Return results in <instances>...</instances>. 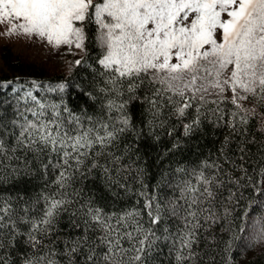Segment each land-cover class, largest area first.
I'll return each mask as SVG.
<instances>
[{"label": "snow or ice", "instance_id": "6c2138e0", "mask_svg": "<svg viewBox=\"0 0 264 264\" xmlns=\"http://www.w3.org/2000/svg\"><path fill=\"white\" fill-rule=\"evenodd\" d=\"M0 35L35 37L57 50L66 46L70 55L79 50L86 56L88 43L94 42L104 99L101 114L91 116L42 101L28 90L16 97L17 118L8 123L0 118V185L8 176L23 180L32 163L45 177L35 198L5 194L0 187V264H157L164 249L174 264H196L198 229L202 220L215 222L214 205L225 184L223 165L208 160L180 165L149 192L142 182L144 170L134 168V161L124 163L131 161V146L119 153L114 149L128 134L137 139L143 134L131 109L141 99L140 89L150 93L143 97L152 116L150 131L164 126L165 109L180 122L185 137L205 120L222 122L233 133L256 120L264 130V0H0ZM85 63L75 59L68 67ZM65 87L60 83L48 91ZM5 103L0 100V107ZM229 140L226 136L219 151L235 165L225 154ZM179 146L177 141L169 151ZM239 152L243 161V144ZM12 160H23V167L4 163ZM236 168L247 174L243 164ZM93 169L128 193L132 189L120 177L127 174L126 180L135 171L141 181L136 195L143 204L137 199L131 207L106 211L89 199L73 209L79 197L73 185ZM51 174L55 179L49 182ZM242 178L227 182L239 185ZM164 189L172 194L162 195ZM253 190L264 195V179ZM252 205L264 209V199ZM70 209L71 227L79 233L61 242L51 239ZM174 221H179L175 228ZM258 243L264 244V216L254 220L245 246Z\"/></svg>", "mask_w": 264, "mask_h": 264}, {"label": "trees", "instance_id": "16d2710c", "mask_svg": "<svg viewBox=\"0 0 264 264\" xmlns=\"http://www.w3.org/2000/svg\"><path fill=\"white\" fill-rule=\"evenodd\" d=\"M88 31L90 36L95 33L94 28H90ZM87 48V55L82 53L79 57L87 63L82 66H73L66 72L45 74L44 71L37 70L32 74L20 76L0 73V100L7 101L0 107V118L5 123L16 119V97L28 90H32L33 95L42 101L66 105L78 114L99 116L104 103L103 94L99 92L103 78L98 75L99 66L96 64L99 49L91 41ZM8 81L11 83H6ZM32 81H36L39 87L33 86ZM60 83L66 84L63 92L48 91L49 86L56 87ZM13 89H17V91L13 92ZM138 95L141 99L131 105V109L137 127L143 129V134L139 139L134 133L128 134L121 141L119 149L114 150L119 153L124 151L126 146H131L132 151L129 153L131 161L126 158L124 163L128 164L134 161V168L144 170L142 182L148 185L149 192L160 181L164 173L172 172L174 174V169L180 165L194 166L203 160L216 161L223 165L221 179L225 181V184L221 189L222 196L214 205L215 222L212 220L207 223L201 221L202 227L198 229V243L194 246V250L198 254L196 264H264V244L258 243L254 247L245 246L248 241L247 226L251 218L257 219L264 216V209L256 205L250 207L251 201L264 199V195H257L253 190V185L264 179L260 175V169L264 167V130L260 128L259 122L252 120L248 125L241 127L239 132L233 133L229 128L222 126V122L218 126L205 120L197 132L190 137H185L180 122L174 116H170L169 110L165 109L164 115L161 117L166 121L164 126L162 128L154 126L150 131L148 121L152 119V116L148 111V103L143 99L150 93L140 89ZM23 106L24 102L20 101V111L23 110ZM28 116L29 119L32 118L30 113ZM156 123L158 124L159 121ZM169 131H172L171 136L168 135ZM156 136L159 139H156ZM226 136H229L230 140L225 154L235 161V165L225 162L224 155L219 151ZM177 141L180 146L169 151L173 143ZM242 144L246 148L243 161L240 160L241 153L239 152V147ZM17 155L22 154L17 153ZM103 162L104 160H101V163ZM4 163L14 167H23V160L5 161ZM240 164H243L247 169L246 175L237 170L236 166ZM30 169L31 174L23 180L8 176L7 182L0 185L5 189V194L13 196L20 194L35 198L44 189L45 177L39 170L38 164L32 163ZM124 175L127 174L120 177L121 182L132 189L131 193L109 184L99 169H93L91 173H86L85 177H78L73 188L79 191V197L76 198L78 203L73 204V209L78 208L79 204L89 199L93 200L96 205L104 207L106 211L131 207L137 199H140L142 205L143 198L136 195L141 190V181L136 178V172L133 171L126 180ZM242 176L239 185L227 182L230 178ZM248 177H251V181ZM53 179H55V174L47 177L49 182ZM230 193H234V195L231 201H228L227 197ZM161 194L167 196L172 193L168 189H164ZM225 208L229 209L227 214L224 211ZM71 211L72 209L60 217L56 226L57 235L51 239L61 242L79 233V230L71 227ZM246 211L248 212L247 217L245 216ZM77 219L79 222V218ZM170 224L175 228L179 221L170 222ZM241 227L245 228L243 233L240 232ZM234 237H239V239ZM229 242H231L230 249ZM23 250V246H21L20 251ZM166 252L167 249H164L165 254L157 257V264H174V257L167 256ZM12 259L16 260L17 257L13 255Z\"/></svg>", "mask_w": 264, "mask_h": 264}, {"label": "rangeland", "instance_id": "374dc122", "mask_svg": "<svg viewBox=\"0 0 264 264\" xmlns=\"http://www.w3.org/2000/svg\"><path fill=\"white\" fill-rule=\"evenodd\" d=\"M75 55L68 54L66 46L59 50L42 43L35 37H6L0 35V73L10 76L28 75L42 70L45 74L66 72L69 63L79 59L81 52L74 50ZM252 217L247 226L248 239L251 236Z\"/></svg>", "mask_w": 264, "mask_h": 264}]
</instances>
